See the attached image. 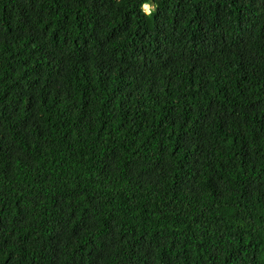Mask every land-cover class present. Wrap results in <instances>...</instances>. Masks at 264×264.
<instances>
[{
  "label": "trees",
  "instance_id": "trees-1",
  "mask_svg": "<svg viewBox=\"0 0 264 264\" xmlns=\"http://www.w3.org/2000/svg\"><path fill=\"white\" fill-rule=\"evenodd\" d=\"M0 0V264H264V0Z\"/></svg>",
  "mask_w": 264,
  "mask_h": 264
},
{
  "label": "clouds",
  "instance_id": "clouds-1",
  "mask_svg": "<svg viewBox=\"0 0 264 264\" xmlns=\"http://www.w3.org/2000/svg\"><path fill=\"white\" fill-rule=\"evenodd\" d=\"M156 7V3L150 2V0H144V2L140 4L139 10L145 16H150L151 13L155 11Z\"/></svg>",
  "mask_w": 264,
  "mask_h": 264
}]
</instances>
